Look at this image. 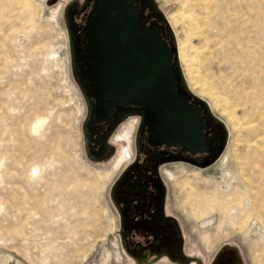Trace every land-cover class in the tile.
Returning <instances> with one entry per match:
<instances>
[{"label":"rangeland","instance_id":"374dc122","mask_svg":"<svg viewBox=\"0 0 264 264\" xmlns=\"http://www.w3.org/2000/svg\"><path fill=\"white\" fill-rule=\"evenodd\" d=\"M88 1L0 0V264H264V0L140 13L161 14L183 87L224 129L206 165L161 166L174 230L161 255L132 251L116 199L139 117L90 146L75 56Z\"/></svg>","mask_w":264,"mask_h":264},{"label":"water","instance_id":"95a60500","mask_svg":"<svg viewBox=\"0 0 264 264\" xmlns=\"http://www.w3.org/2000/svg\"><path fill=\"white\" fill-rule=\"evenodd\" d=\"M88 2L83 24L85 59L102 112L116 104L142 105L152 116L150 144L183 145L191 153L207 150L202 137L206 116L222 133L212 156L216 157L224 140L223 126L183 87L165 27L156 21L146 25L134 0ZM154 16L159 22L163 20L160 13Z\"/></svg>","mask_w":264,"mask_h":264},{"label":"flooded vegetation","instance_id":"af4514ba","mask_svg":"<svg viewBox=\"0 0 264 264\" xmlns=\"http://www.w3.org/2000/svg\"><path fill=\"white\" fill-rule=\"evenodd\" d=\"M91 3V2H90ZM89 3V4H90ZM139 13L147 5V0H134ZM89 10V9H88ZM84 13V22L87 18ZM146 25L151 21L161 23L157 18L142 15ZM81 41L76 48V60L81 83L87 94L89 103L88 137L90 146L95 143L102 145L108 134L113 132L121 121L128 116L139 117L135 138V158L124 171L116 188L117 204L120 208L122 223L125 229L127 243L132 251L140 254L143 251H155L161 255L163 249L170 248L174 240V230L168 217L164 214L165 187L160 173L162 165L172 161H190L200 163L207 161L216 152L222 137L217 124L208 117L203 121L207 128L203 131L206 152L191 153L183 145H152L149 143V130L152 125L151 113L139 104H116L108 112H102L98 94L93 86L92 76L86 64V35L82 28ZM136 113H131V112ZM202 122V118L199 119ZM131 123V122H130ZM180 127V123L178 124ZM126 135L128 129H125ZM166 253V252H164ZM167 254V253H166ZM169 255V254H168ZM141 263H147L146 256H135Z\"/></svg>","mask_w":264,"mask_h":264}]
</instances>
